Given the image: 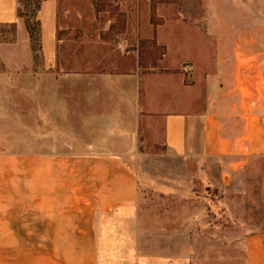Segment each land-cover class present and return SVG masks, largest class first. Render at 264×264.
I'll list each match as a JSON object with an SVG mask.
<instances>
[{
    "label": "crops",
    "instance_id": "crops-1",
    "mask_svg": "<svg viewBox=\"0 0 264 264\" xmlns=\"http://www.w3.org/2000/svg\"><path fill=\"white\" fill-rule=\"evenodd\" d=\"M59 5L60 0H42L36 14L42 66L48 74L23 78L15 74L34 67V61L18 15L20 3L0 0V25H14L11 38L0 42V65L5 70L0 73V264H97L110 260V246L134 237L133 224H142L138 179L124 158L134 148L139 109L151 118H162L163 146L168 151L215 165L210 173L216 181L212 207L206 206L205 217L177 215L164 224H230V194H248L224 190L219 182L226 177L230 181L233 174L247 179L252 171L264 180V125L259 117L251 115L241 123L234 118L231 125L216 116L217 103L211 102V96L216 93L215 79H220L211 75L204 82L206 104L200 112L192 88L183 92L182 78L173 92L156 78V89L147 83L138 93L135 82L140 76L135 73L65 75ZM235 35L234 30L223 31L222 37L228 38L219 41L217 51L223 55L214 65L222 70L223 81L233 80L232 84L238 59L247 51L246 40L230 39ZM216 36L221 34L213 30L180 31L171 42L180 58L165 60L163 54L158 61L173 69L195 68L194 49L206 53L209 41L215 46ZM160 44L156 39V46ZM140 48L145 49V44ZM137 52L136 63L145 68L139 45ZM261 64L252 63L253 71L243 69V79H255ZM57 67L62 75H57ZM21 84H30V92L13 87ZM240 239L244 264H264V231Z\"/></svg>",
    "mask_w": 264,
    "mask_h": 264
},
{
    "label": "rangeland",
    "instance_id": "rangeland-1",
    "mask_svg": "<svg viewBox=\"0 0 264 264\" xmlns=\"http://www.w3.org/2000/svg\"><path fill=\"white\" fill-rule=\"evenodd\" d=\"M21 1L31 2V9L35 8L31 0ZM19 9L23 10V5ZM58 19L65 75L77 76L81 71L105 75L135 73L140 76L138 84L135 82L138 93L144 92L147 83L155 88L156 78L162 80L164 89L173 92L181 86L182 78L183 92L187 86L192 88L198 112L206 104L204 82L210 75L219 77L221 83L215 79L216 93L211 96V102L217 103L216 116L233 125L234 118L241 123L256 115L264 125V0H60ZM229 29L236 31L230 39L235 43L246 40L247 45L246 56L238 57L235 84L230 83L233 80L223 81L222 70L214 66L223 55L217 51L219 41L228 38L222 37L223 31ZM184 30L204 34L213 30L221 36L214 38L215 46L208 42L206 53L194 49L195 68L163 67V62L158 61L163 54L165 60L180 58L171 42L175 34ZM12 33L0 25V42L9 40ZM148 35L151 39H147ZM156 39L161 41L159 46ZM142 44L145 49L140 48ZM138 45L143 51L139 60H144L145 68L136 63ZM255 61L262 62L259 71L255 70V79H243L241 72L253 71ZM2 71L5 72L0 65ZM57 71V75H62L58 67ZM47 74L39 60L34 67L23 68L15 75L30 78ZM130 86L129 82L128 89ZM13 87L29 93L31 85ZM138 111L134 148L124 163L138 179V214L142 224H133L134 237L118 239L110 246V260L97 264H244L240 238L246 233L264 231L262 175L252 171L247 179H241L233 174L230 181L226 177L219 182L224 190L241 189L248 194H230V224H164L177 215L183 219L205 217L206 206L212 207L211 190L216 181L210 173L215 165L197 161L199 157L175 156L163 146L162 118Z\"/></svg>",
    "mask_w": 264,
    "mask_h": 264
},
{
    "label": "trees",
    "instance_id": "trees-1",
    "mask_svg": "<svg viewBox=\"0 0 264 264\" xmlns=\"http://www.w3.org/2000/svg\"><path fill=\"white\" fill-rule=\"evenodd\" d=\"M34 9H31V2H23L19 0L20 5H23V10L18 11L19 17L23 20L28 38L30 48L33 56L34 64H37L39 60H42V49H41V27L40 22L36 19L37 11L40 7L42 0H31ZM5 28L14 30L13 24L3 25Z\"/></svg>",
    "mask_w": 264,
    "mask_h": 264
}]
</instances>
